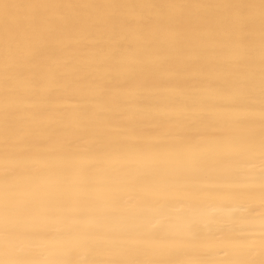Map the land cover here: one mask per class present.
Masks as SVG:
<instances>
[{"label":"bare ground","instance_id":"obj_1","mask_svg":"<svg viewBox=\"0 0 264 264\" xmlns=\"http://www.w3.org/2000/svg\"><path fill=\"white\" fill-rule=\"evenodd\" d=\"M0 264H264V0H0Z\"/></svg>","mask_w":264,"mask_h":264}]
</instances>
